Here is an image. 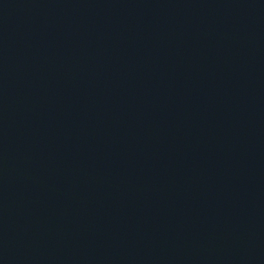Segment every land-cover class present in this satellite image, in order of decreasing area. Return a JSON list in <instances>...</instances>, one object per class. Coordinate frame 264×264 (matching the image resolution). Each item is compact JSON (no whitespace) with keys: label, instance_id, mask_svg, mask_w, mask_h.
<instances>
[{"label":"water","instance_id":"water-1","mask_svg":"<svg viewBox=\"0 0 264 264\" xmlns=\"http://www.w3.org/2000/svg\"><path fill=\"white\" fill-rule=\"evenodd\" d=\"M0 264H264V0H0Z\"/></svg>","mask_w":264,"mask_h":264}]
</instances>
